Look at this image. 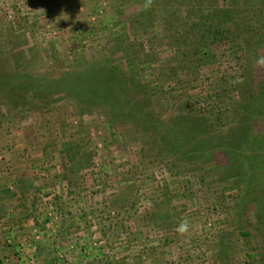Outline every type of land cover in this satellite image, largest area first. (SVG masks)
I'll use <instances>...</instances> for the list:
<instances>
[{
	"label": "rangeland",
	"instance_id": "rangeland-1",
	"mask_svg": "<svg viewBox=\"0 0 264 264\" xmlns=\"http://www.w3.org/2000/svg\"><path fill=\"white\" fill-rule=\"evenodd\" d=\"M146 2L0 0V264H264V165L224 149L264 135V15L199 50L215 19Z\"/></svg>",
	"mask_w": 264,
	"mask_h": 264
},
{
	"label": "trees",
	"instance_id": "trees-1",
	"mask_svg": "<svg viewBox=\"0 0 264 264\" xmlns=\"http://www.w3.org/2000/svg\"><path fill=\"white\" fill-rule=\"evenodd\" d=\"M222 1L224 2V4L222 3ZM254 1L255 0H251L250 2H254ZM262 1L264 5V0ZM146 3H147V7L144 9L145 11L142 12L141 15H173L172 19L169 18L167 20H164L163 21L164 24L170 27L173 26V24L174 26L181 25L182 27H185L187 30V31L185 30V33L187 34V36L185 37H188L189 39H191L192 37L191 36L192 31H194L197 28H202L204 26L209 27L210 26L208 24L209 20L215 19V23H214L215 27L213 25L212 26L214 29H216L215 32L216 31L217 32L212 37H206V33L203 32L198 35L196 33V36L199 37L201 36L198 43H201L203 41L208 42L206 44L204 43L198 46L199 50H201V48L206 49V46L208 48L210 43L219 41V39L224 37L223 35H221L222 33H218L217 28L220 27V25L227 23L230 26L236 25L241 15H248L249 13H251L252 15H260V19L261 16L264 15V7L249 8L248 6H246L247 0H147ZM240 3H242V5H240ZM150 19H153V17L151 16ZM242 25H243L242 27L243 29L248 28V25H245L244 21ZM255 30L259 31V28L255 27ZM246 31L248 32V30H245V32ZM193 52L196 53L195 49ZM88 81L90 80H87V82ZM245 112L249 113L248 114L249 116L252 115L254 109H252V107H249ZM245 119H247V116L245 117ZM166 128L168 129V131L171 130V132H173V129H170L169 127ZM179 128L180 126L175 128L176 130L175 132H173L175 135L171 136V138H173L174 140L180 138L181 142L185 143V147H186L185 152L187 154L196 152L197 157L199 158V157L208 156L209 153H212L214 151V148L216 147L224 148V146L215 143L214 139L208 134L204 135L201 133H197V134L195 133L190 137H185L184 134L185 129L182 128L179 129ZM242 128L245 130H249V125L245 123L243 124V127H237V129H235L234 131L241 133L243 131ZM179 130H181L182 132ZM162 137L165 140L168 139L167 135H163ZM243 138L244 139H242L241 141L238 140L235 143L238 144V142L239 143L241 142L240 148L238 146L233 147L232 145H226L224 149H225V154L229 159H232V157L237 159V157H239L240 155L243 156L242 161H237L236 165L238 166L237 168L239 169L241 168L243 173H245L244 168L246 166H249L250 164L256 163L261 166L264 165V152L261 151L260 155L258 154V149L264 148V135L257 136V138L260 139L259 141L254 139V137H252L249 134ZM260 161L261 163L262 162L263 163L262 164L259 163Z\"/></svg>",
	"mask_w": 264,
	"mask_h": 264
},
{
	"label": "clouds",
	"instance_id": "clouds-1",
	"mask_svg": "<svg viewBox=\"0 0 264 264\" xmlns=\"http://www.w3.org/2000/svg\"><path fill=\"white\" fill-rule=\"evenodd\" d=\"M257 64L259 65H264V57H261L259 59H257L256 61ZM178 232L180 233H184L188 230V221L187 220H182L178 226H177V229H176Z\"/></svg>",
	"mask_w": 264,
	"mask_h": 264
}]
</instances>
